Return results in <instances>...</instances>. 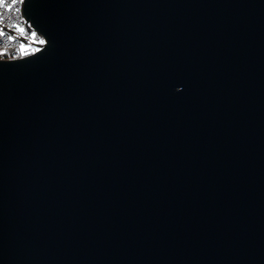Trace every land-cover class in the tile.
I'll use <instances>...</instances> for the list:
<instances>
[{
  "label": "water",
  "instance_id": "1",
  "mask_svg": "<svg viewBox=\"0 0 264 264\" xmlns=\"http://www.w3.org/2000/svg\"><path fill=\"white\" fill-rule=\"evenodd\" d=\"M0 60V264H264V0H23Z\"/></svg>",
  "mask_w": 264,
  "mask_h": 264
},
{
  "label": "built area",
  "instance_id": "2",
  "mask_svg": "<svg viewBox=\"0 0 264 264\" xmlns=\"http://www.w3.org/2000/svg\"><path fill=\"white\" fill-rule=\"evenodd\" d=\"M23 0H0V60H18L33 53L24 48L32 45L30 28L22 15ZM9 8L11 11H9ZM19 29V30H18Z\"/></svg>",
  "mask_w": 264,
  "mask_h": 264
},
{
  "label": "rangeland",
  "instance_id": "3",
  "mask_svg": "<svg viewBox=\"0 0 264 264\" xmlns=\"http://www.w3.org/2000/svg\"><path fill=\"white\" fill-rule=\"evenodd\" d=\"M42 42H43V40L36 33L32 34V42L31 43L40 44ZM24 48L27 50H31L33 52L36 51V48L32 45H25Z\"/></svg>",
  "mask_w": 264,
  "mask_h": 264
},
{
  "label": "snow or ice",
  "instance_id": "4",
  "mask_svg": "<svg viewBox=\"0 0 264 264\" xmlns=\"http://www.w3.org/2000/svg\"><path fill=\"white\" fill-rule=\"evenodd\" d=\"M16 2V0H13V3H15ZM9 11H11V9L9 8ZM19 30V29H18Z\"/></svg>",
  "mask_w": 264,
  "mask_h": 264
}]
</instances>
